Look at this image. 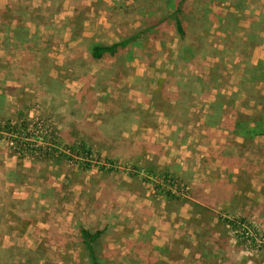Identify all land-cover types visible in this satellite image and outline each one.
<instances>
[{
    "label": "rangeland",
    "instance_id": "1",
    "mask_svg": "<svg viewBox=\"0 0 264 264\" xmlns=\"http://www.w3.org/2000/svg\"><path fill=\"white\" fill-rule=\"evenodd\" d=\"M168 3L0 0V264H88L81 227L102 264H264V137L237 128L264 113V0H188L185 42Z\"/></svg>",
    "mask_w": 264,
    "mask_h": 264
},
{
    "label": "trees",
    "instance_id": "2",
    "mask_svg": "<svg viewBox=\"0 0 264 264\" xmlns=\"http://www.w3.org/2000/svg\"><path fill=\"white\" fill-rule=\"evenodd\" d=\"M168 4H173L174 0H168ZM188 0H179L174 2L172 7L174 8L173 12L170 15V18H174L176 23V29L179 36V40L181 42L186 41L187 37V30L185 28L184 22L182 21V13L184 12V8ZM169 21L168 18L162 19L159 22H157L155 25H150V27H141L137 29L131 36H127L120 40L117 43L114 44H95L92 46L90 55L92 59L96 62H102L104 60L109 59H115L117 58L120 53L124 52L127 48H129L132 45H135L140 40H143L146 37H150L152 34V31L158 28L161 25H165ZM256 39V37L250 36L248 39H243L242 42L245 45H249L252 40ZM253 70L258 71L259 75L257 77V81H264V63L260 62L258 65H254ZM251 81V80H250ZM253 81V80H252ZM256 82V81H255ZM264 83V82H263ZM264 109V105H263ZM258 121L253 122V127L249 122H245L240 119V124L237 125V128L240 130L246 131V134H243L242 137L246 144H249V142H256L257 138L264 137V113L263 115H259ZM19 137V135H18ZM20 139V138H19ZM62 151L56 153L59 157H66L67 160L71 159V155L77 158V162L82 161H88L93 158L94 153L87 149V147L83 144H75L72 145V147H61ZM61 154V155H60ZM167 180V179H166ZM158 192L163 195V197H166L168 199H175L174 194H178L179 196H187L189 197L192 188L188 185L181 184L180 187L177 189V191L170 190V185L165 184L158 187ZM193 202L198 201L196 199L191 198ZM17 202V200H15ZM101 237V234L99 232L93 233L92 231H89L83 227L80 228L79 231V237L77 238V241L82 244L85 252L86 257L88 258V264H102L101 260L98 256V247L97 242L98 239ZM23 262L21 264H26V261L29 260H22ZM28 264V263H27ZM29 264H34L32 261L29 262Z\"/></svg>",
    "mask_w": 264,
    "mask_h": 264
},
{
    "label": "built area",
    "instance_id": "3",
    "mask_svg": "<svg viewBox=\"0 0 264 264\" xmlns=\"http://www.w3.org/2000/svg\"><path fill=\"white\" fill-rule=\"evenodd\" d=\"M71 157H72L71 160H76L77 161V158L76 157H74L72 155H71Z\"/></svg>",
    "mask_w": 264,
    "mask_h": 264
}]
</instances>
